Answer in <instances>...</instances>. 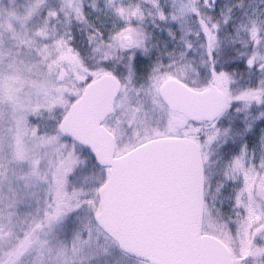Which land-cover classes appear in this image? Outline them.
Returning a JSON list of instances; mask_svg holds the SVG:
<instances>
[{"label": "snow or ice", "instance_id": "snow-or-ice-1", "mask_svg": "<svg viewBox=\"0 0 264 264\" xmlns=\"http://www.w3.org/2000/svg\"><path fill=\"white\" fill-rule=\"evenodd\" d=\"M0 264H264V0H0Z\"/></svg>", "mask_w": 264, "mask_h": 264}]
</instances>
